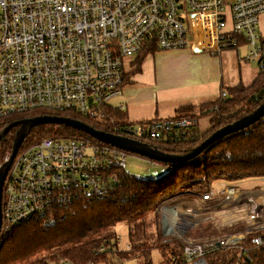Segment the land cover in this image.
<instances>
[{
    "label": "built area",
    "instance_id": "2783aa9c",
    "mask_svg": "<svg viewBox=\"0 0 264 264\" xmlns=\"http://www.w3.org/2000/svg\"><path fill=\"white\" fill-rule=\"evenodd\" d=\"M263 13L264 0H0V118L46 109L106 123V112L119 110L111 101L121 94L126 61L136 58L151 37L159 51L214 55L237 49L242 41L248 47L246 60L259 68L264 64L258 31ZM197 125L196 118L109 121L110 134L139 142L163 132L183 134ZM128 154L78 135L46 137L25 146L3 182L0 246L13 228L27 221L53 222L61 204L108 199ZM230 190L235 191L228 188L218 196H232L226 193ZM180 196L157 208L164 236L175 241L182 255L178 262L169 254L170 264H207L204 257L211 250L236 247L264 227L250 224L242 233L192 242L186 234L195 226L194 218L214 206L216 195L185 196L213 204L199 210L166 205ZM250 242L264 247L260 236Z\"/></svg>",
    "mask_w": 264,
    "mask_h": 264
},
{
    "label": "trees",
    "instance_id": "16d2710c",
    "mask_svg": "<svg viewBox=\"0 0 264 264\" xmlns=\"http://www.w3.org/2000/svg\"><path fill=\"white\" fill-rule=\"evenodd\" d=\"M156 51L159 50L155 39H145L136 56V69L147 55ZM258 69V76L251 85L230 88L225 91V98L219 96L212 102L201 104L195 113L191 105L181 106L176 115L171 117H207L209 129L205 133H200L196 127L176 136L173 132H163L159 138L141 142L169 155L190 152L213 132L252 113L264 102V64ZM106 115L105 123L70 112L34 109L0 118V132L12 123L37 116L78 120L97 131L107 133L112 132L110 120H114L116 124L125 122V116L120 110L110 109ZM18 128L19 125L11 128L0 141V166L10 156ZM55 135H78L93 139L81 131L63 125L46 124L33 127L28 132L18 153L39 139ZM167 168V172L156 179L135 177L126 173L123 168L118 169L119 184L108 199L72 200L57 206L53 222L30 220L16 226L0 246V264H123L124 261L135 258L128 254L132 249L140 251L142 264H152V249H157L163 264H170L169 254H175L178 262H181L180 248L170 238L165 237L158 243L154 242L152 248L141 250L144 245L139 242L134 246L135 249L130 244V251H120L115 234H100L118 223L136 221L144 224V219L150 214L158 218L157 208L163 201L179 195L198 198L210 192L216 181L235 183L264 178V119L217 140L193 160L167 165ZM210 230L206 234L207 240L215 239L212 237L216 232L211 225ZM144 234L145 230L142 229V235ZM253 236H260L264 240V227L244 238L236 247L211 250L204 257L206 263L264 264V247L255 248L250 242Z\"/></svg>",
    "mask_w": 264,
    "mask_h": 264
},
{
    "label": "crops",
    "instance_id": "0c3cea01",
    "mask_svg": "<svg viewBox=\"0 0 264 264\" xmlns=\"http://www.w3.org/2000/svg\"><path fill=\"white\" fill-rule=\"evenodd\" d=\"M258 31L264 41V13L260 15ZM247 51L242 41L237 49L215 55L191 49L156 51L147 55L138 69L136 58L128 59L124 68L125 84L112 105L124 114V121L130 123L171 118L179 107L187 105H191L195 113L201 104L214 101L221 92L238 85L247 87L255 81L259 69L255 62L246 60ZM197 121L200 133L208 131L209 118L201 117ZM228 188L240 194L254 192L235 189V186ZM262 189L264 186L257 191ZM197 203L200 207L207 202L198 199ZM226 211H213L212 216L222 217ZM210 225L218 229L212 222Z\"/></svg>",
    "mask_w": 264,
    "mask_h": 264
},
{
    "label": "rangeland",
    "instance_id": "374dc122",
    "mask_svg": "<svg viewBox=\"0 0 264 264\" xmlns=\"http://www.w3.org/2000/svg\"><path fill=\"white\" fill-rule=\"evenodd\" d=\"M260 18V16H259ZM133 79H129L131 82ZM117 102V98H114L111 101V104ZM59 136V135H55ZM67 136V135H64ZM53 137V136H50ZM40 140V139H39ZM38 141V140H37ZM36 142V141H35ZM124 170L126 173L135 176V177H153L158 178L164 175L168 168L166 165L160 163H153L146 159L140 158L133 154H128L126 157V161L124 164ZM228 186H235V189L243 190V189H251L254 192H248L241 194L239 196H229L223 195L218 196L221 194L222 190L224 191ZM261 186H264V178H252L246 179L241 182L235 183H227L224 181H216L212 185L211 192L215 194L216 197L212 200H215L214 206L209 209V212H199L197 217L194 218L193 222H195V226L191 228L186 236L192 242H202L206 237V234L211 231L210 224L211 222L218 228L213 229L216 233L212 238H216L217 236H222L223 234L227 233H242L245 226H249L250 224H254L255 227H259L264 225L262 222L264 220V210L259 211L257 215L254 217L249 216L245 208H242L239 204L241 199L244 197H252L255 198V201L258 199L259 195L253 196L257 193ZM261 191V190H260ZM226 192V191H225ZM236 192V190H235ZM228 193V191L226 192ZM261 197V196H260ZM185 198V196H184ZM199 203V201H198ZM213 205L211 202H207L206 204L200 205L201 208H205L207 206ZM261 205V204H260ZM231 206L235 207L237 212L235 217L228 218L223 216L214 215L211 216V211H220L222 209L230 208ZM253 205H249L247 207L248 212L253 211ZM255 209V208H254ZM157 216L150 214L144 220L145 223L141 224L140 222L132 221V222H125V223H118L108 229H105L101 232L100 236L102 235H109L115 234L117 236V246L120 251H128L127 249L128 244H132L133 248L136 246L137 243H143L144 247L141 248H152L154 242L158 243L162 241L166 236H164V227L161 222V215L156 212ZM183 214V213H181ZM187 219L191 218L190 216L185 215ZM213 220V221H212ZM229 222V223H226ZM223 223H226L223 225ZM222 224V226H219ZM142 229L145 230V234L142 235ZM227 232V233H226ZM209 239V238H208ZM130 251V250H129ZM131 256H135L133 259H129L124 261L123 264H142V258L139 257L140 251H134L133 249L128 253ZM150 258L152 264H163L160 254L158 253L157 249H152L150 252Z\"/></svg>",
    "mask_w": 264,
    "mask_h": 264
},
{
    "label": "water",
    "instance_id": "95a60500",
    "mask_svg": "<svg viewBox=\"0 0 264 264\" xmlns=\"http://www.w3.org/2000/svg\"><path fill=\"white\" fill-rule=\"evenodd\" d=\"M261 119H264V102L252 113L243 116L242 118L236 120L235 122L216 130L200 145L193 148L190 152L184 155L165 154L156 149L151 148L148 144L131 140L125 137L116 136L107 132L97 131L78 120H73L64 117L37 116L35 118L26 119L21 122L12 123L7 127H5L0 132V141H1L11 128L19 125V128L16 130L15 137L13 139L10 156L8 157L6 162L2 166H0V219H1L2 186L5 176L14 158L16 157L19 147L21 146L28 132L33 127L46 125V124L63 125L81 131L97 141L111 145L127 153L139 156L148 161L160 163L167 166V165H175V164H181L191 161L197 156H199L212 143L228 135L235 134L241 130H244L245 128H248L249 126H252L253 124L259 122ZM216 246H218V242L216 243Z\"/></svg>",
    "mask_w": 264,
    "mask_h": 264
},
{
    "label": "bare ground",
    "instance_id": "6f19581e",
    "mask_svg": "<svg viewBox=\"0 0 264 264\" xmlns=\"http://www.w3.org/2000/svg\"><path fill=\"white\" fill-rule=\"evenodd\" d=\"M228 193L231 194V195H234V196L241 195V194H238L237 192L231 191V190ZM256 195H259L258 196V199L256 201H255V198H252V197H244V198L241 199V201L239 203L242 208H245L246 209L247 213L251 217H254L255 215H257V213H259V211L262 212V210H264V200H263L264 189H262L261 191H258L253 196H256ZM251 203L253 205V208L251 207L253 209V211L250 213V212H248L247 207L249 205H251ZM166 205H168V206L178 205L182 209L192 208V209H195V210H199V206H198V204H197L196 201L191 200V199H185L184 197H181V196L180 197H177L175 199H172V200L167 201ZM225 210H227L225 212V214H224L225 217H228V218H231L232 219V217H235L236 214H237V212L235 210V207H233V206H231L230 208H226ZM212 214H213V211H211V216H212ZM226 223H229V222H226ZM226 223H223V225H225ZM219 226H222V224H220Z\"/></svg>",
    "mask_w": 264,
    "mask_h": 264
}]
</instances>
